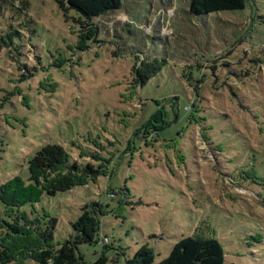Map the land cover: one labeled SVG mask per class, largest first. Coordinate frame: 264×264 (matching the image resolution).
I'll list each match as a JSON object with an SVG mask.
<instances>
[{"label":"rangeland","instance_id":"rangeland-1","mask_svg":"<svg viewBox=\"0 0 264 264\" xmlns=\"http://www.w3.org/2000/svg\"><path fill=\"white\" fill-rule=\"evenodd\" d=\"M121 2L93 20L84 51L75 9L0 3V184L26 180L34 153L57 143L69 162L105 169L20 208L31 222L56 218L55 247L86 205L107 243L77 244L85 264H122L143 244L158 264L187 236L216 238L224 264H264V0L208 15L193 0ZM136 57L167 64L139 86ZM189 64L199 83L181 77ZM161 105L169 126L137 133ZM13 221L0 202V234Z\"/></svg>","mask_w":264,"mask_h":264},{"label":"trees","instance_id":"trees-1","mask_svg":"<svg viewBox=\"0 0 264 264\" xmlns=\"http://www.w3.org/2000/svg\"><path fill=\"white\" fill-rule=\"evenodd\" d=\"M1 2L12 0H0ZM57 3L63 12L73 8L85 18L77 32L76 48L81 51L87 49L89 42L97 40L98 30L93 20L122 5L121 0H57ZM246 4L247 0H193L192 12L197 15H208L219 11L242 10ZM136 61L133 80L139 86L156 76L167 64L166 59L157 57L148 61L136 57ZM194 67V64L183 66L181 77L185 78L188 84L201 81L195 80L192 70ZM195 106L196 103L193 102L188 120L195 121L193 115ZM172 111L177 117L178 113ZM166 115L164 107L159 106L141 128L137 129V133L157 134L169 126ZM203 139L208 144L204 137ZM104 169L105 166L97 168L91 162L85 165L76 160L69 162L68 154L57 143H48L39 148L29 160L26 180L15 175L0 184V202L14 217V221L5 224L0 234V263H6L11 259H31L37 264H85L76 251L77 244L107 243L106 237L99 238L97 218L88 206L81 208V213L73 222L72 235L57 247L53 245L56 218L49 217L44 223L38 219L31 222L25 213H19L24 205L39 202L43 194L53 196L58 192L68 191L73 186L86 185L89 180H96ZM45 217H48L47 214ZM106 260V257L101 255L93 264H105ZM224 261L225 252L216 238L187 236L178 240L170 254L158 264H224ZM122 264H153L152 248L148 244H143Z\"/></svg>","mask_w":264,"mask_h":264}]
</instances>
